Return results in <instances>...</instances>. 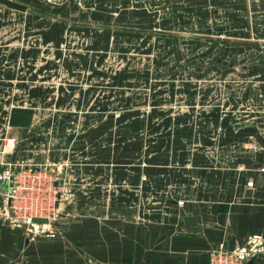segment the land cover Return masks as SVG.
Segmentation results:
<instances>
[{"label": "rangeland", "instance_id": "374dc122", "mask_svg": "<svg viewBox=\"0 0 264 264\" xmlns=\"http://www.w3.org/2000/svg\"><path fill=\"white\" fill-rule=\"evenodd\" d=\"M14 1L24 9L0 2V66L20 86L15 103L0 89V127L12 103L36 116L16 129L12 159L3 142L0 217H13L7 170L11 204L28 167L41 173L28 204L45 201L58 229L96 222V209L163 212L157 164L243 169L249 147L264 143V0Z\"/></svg>", "mask_w": 264, "mask_h": 264}, {"label": "crops", "instance_id": "0c3cea01", "mask_svg": "<svg viewBox=\"0 0 264 264\" xmlns=\"http://www.w3.org/2000/svg\"><path fill=\"white\" fill-rule=\"evenodd\" d=\"M17 77L14 69L0 66V89H11L12 102L14 90L19 91ZM14 103L7 126L0 127V153L4 140L9 135L17 140V130L23 128L9 125L11 108L32 107L36 116L34 106ZM17 144L15 141L8 158L17 155ZM249 149L240 160L243 169L239 162L232 167L196 162L190 166L157 164L158 175L150 179L167 192L162 197L167 208L163 212L96 209V222L72 225L60 221L56 236L34 239L21 228L0 223V264H209L211 249L245 243L249 235L264 232V143L256 141ZM249 189L252 192L247 195ZM188 215L197 218L196 226L185 222ZM251 264H264V253Z\"/></svg>", "mask_w": 264, "mask_h": 264}, {"label": "built area", "instance_id": "2783aa9c", "mask_svg": "<svg viewBox=\"0 0 264 264\" xmlns=\"http://www.w3.org/2000/svg\"><path fill=\"white\" fill-rule=\"evenodd\" d=\"M7 140L8 143L14 145L16 138L10 137ZM12 178L13 177L8 170L6 171V174L1 176V181L7 183L6 191H9L6 194L8 196L6 200H4V205L12 211L11 213L13 214V217H0V220L2 221L1 223L22 225L25 227L27 234H33V236L42 233L51 237L56 236L58 229L50 224V221L54 219V217H49L46 214L49 213V206L44 203L45 201L43 204L39 205L37 203L35 205L28 204L37 201L35 197L36 188L33 183H37V186L41 188V186H43V180L46 181L44 177L41 176V173H37L34 168L28 167V170H26L23 176V186L18 190H24V192L20 191L18 196L21 201H26L20 216L15 215L18 203L17 195L14 194L13 196L15 198V204H11L12 198L10 193L12 189ZM248 184L252 185L253 183L252 181H249ZM39 198L43 201L41 194L39 195ZM36 218H45L48 222H38ZM259 253H264V232L249 235L245 243H235L232 246L219 245L218 247L211 249L209 264H249Z\"/></svg>", "mask_w": 264, "mask_h": 264}, {"label": "water", "instance_id": "95a60500", "mask_svg": "<svg viewBox=\"0 0 264 264\" xmlns=\"http://www.w3.org/2000/svg\"><path fill=\"white\" fill-rule=\"evenodd\" d=\"M0 2L19 9H24V5L14 0H0ZM35 117V109L27 106H14L11 108L9 116V125L13 127L27 128L33 124ZM251 190H247V195L251 194ZM185 222L192 226L197 225V218L191 215L185 216ZM38 221H45L46 219H36ZM252 262V261H251ZM251 262L249 264H251Z\"/></svg>", "mask_w": 264, "mask_h": 264}]
</instances>
